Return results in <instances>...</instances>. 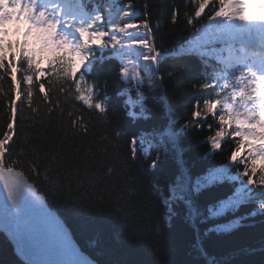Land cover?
Segmentation results:
<instances>
[{"label":"snow or ice","instance_id":"snow-or-ice-1","mask_svg":"<svg viewBox=\"0 0 264 264\" xmlns=\"http://www.w3.org/2000/svg\"><path fill=\"white\" fill-rule=\"evenodd\" d=\"M181 7L188 11L180 23L195 31L177 52L156 43L142 0H0V82L9 81L0 132V229L19 264H99L77 248L65 221L30 182L39 180L40 165L17 151L19 114L25 105L39 111L35 96L52 114L60 107L55 93L71 99L68 116L78 132L88 133L85 109L107 123L104 141H115L125 164L143 161L153 174L170 165L169 177L151 183L152 199L170 226L194 228L196 264H247L242 257L264 252V237L259 248L244 245L219 257L204 244L213 234L227 238L254 227L257 217L264 223V0H187L171 5L173 24ZM174 52V67L188 65L193 88L201 90L183 123L164 84L174 73L162 74L161 67ZM113 76L122 87L109 96ZM203 126L212 133L199 145L207 151L186 159L188 137ZM210 221L201 232L198 224Z\"/></svg>","mask_w":264,"mask_h":264},{"label":"trees","instance_id":"trees-1","mask_svg":"<svg viewBox=\"0 0 264 264\" xmlns=\"http://www.w3.org/2000/svg\"><path fill=\"white\" fill-rule=\"evenodd\" d=\"M187 0H142L151 13L156 43L165 49L176 47L179 42L190 36L195 29L180 23V18L188 11L181 7L177 22L170 19L171 5L184 4ZM194 7V5H193ZM159 24V30L155 31ZM200 27V25H197ZM178 62L176 53L162 64V74L173 72L171 80L165 79L167 98L176 110L175 116L181 123L191 118L192 104L199 87L193 88L195 80L188 65L174 67ZM47 64V60L44 61ZM106 68L111 65H106ZM2 83L0 93V132L4 130L5 93L9 90V81ZM54 87H59L58 84ZM122 86L116 77L109 79L108 94L114 96ZM60 107L52 114L40 103L39 96L34 97L33 113L26 105L17 121L18 140L25 151L26 159L40 165L39 180H31L43 196H47L48 205L55 210L70 228L76 242L83 252L95 258L99 264H196V232L188 224L175 221L169 225L168 218L152 199L151 183L154 180L171 175L170 165L154 174L146 170L143 161L124 163V157L117 152L115 141L106 144L108 125L98 116L87 114V135L71 126L68 112L72 111L71 99L59 93ZM127 98V97H125ZM77 108L80 105L77 103ZM164 104H158L163 109ZM211 122V117H208ZM212 133L207 126L195 128L188 137L190 159L201 155L207 149L200 147L201 142ZM229 153L217 157L223 160ZM108 168L113 172L108 173ZM47 170L48 179L44 173ZM44 181V182H40ZM59 187L55 195L52 189ZM80 204L78 212L73 205ZM245 212L246 209H241ZM256 218L254 227H243L234 236L218 238L213 234L205 240V247L216 256H225L230 249L249 245L259 248L264 237V223ZM198 223V222H197ZM198 224L200 231L210 227ZM248 223V222H245ZM119 237V239H117ZM97 242L96 247H89V242ZM247 264H264V252L242 257ZM0 264H19L12 248L0 233ZM203 264V262H201Z\"/></svg>","mask_w":264,"mask_h":264},{"label":"water","instance_id":"water-1","mask_svg":"<svg viewBox=\"0 0 264 264\" xmlns=\"http://www.w3.org/2000/svg\"><path fill=\"white\" fill-rule=\"evenodd\" d=\"M40 195V194H39ZM42 196V195H41ZM50 211H52V212H54L57 216H59L58 215V213L55 211V210H52V209H50ZM60 217V216H59ZM65 227L67 228V230H68V232H69V235H70V237H71V239H72V242L77 246V248L78 249H80V247H79V245H78V243L76 242V240H75V238H74V236L72 235V232L70 231V229L66 226V224H65ZM0 232H2L3 233V230L2 229H0ZM4 235H5V237H6V234L5 233H3ZM8 241H9V239H7ZM10 242V241H9ZM10 244H11V246L13 247V252H14V244L13 243H11L10 242ZM83 254H84V256L86 257V258H89V259H91L90 258V256H88L87 254H85L84 252H83Z\"/></svg>","mask_w":264,"mask_h":264}]
</instances>
